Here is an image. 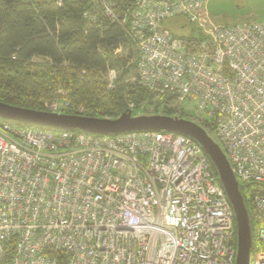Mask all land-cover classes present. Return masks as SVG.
I'll return each mask as SVG.
<instances>
[{
	"label": "built area",
	"instance_id": "1",
	"mask_svg": "<svg viewBox=\"0 0 264 264\" xmlns=\"http://www.w3.org/2000/svg\"><path fill=\"white\" fill-rule=\"evenodd\" d=\"M209 1L135 0L130 17L106 12L128 24L137 48L130 80L172 95V107L189 104L200 122L214 118L238 182L259 184L253 207L261 246L249 264H264V23L205 31L200 9L206 14ZM177 14L208 39L174 37L162 21ZM116 74L108 69L109 87ZM66 105L44 108L62 114ZM217 178L200 145L179 133L95 135L3 123L0 264H234V215Z\"/></svg>",
	"mask_w": 264,
	"mask_h": 264
},
{
	"label": "trees",
	"instance_id": "2",
	"mask_svg": "<svg viewBox=\"0 0 264 264\" xmlns=\"http://www.w3.org/2000/svg\"><path fill=\"white\" fill-rule=\"evenodd\" d=\"M134 3L135 0H0V102L46 111V102L61 100L67 103L62 114L109 119L130 110L129 103L134 106L131 113L152 106L149 115L196 121L211 137L214 118L203 124L188 113L189 104L172 107V95L152 92L130 80L137 48L127 35L128 24L112 20L106 9L120 18L130 17ZM162 26L174 37L195 44L208 39L182 14L164 19ZM195 44L191 48H197ZM108 69L117 72L112 87L107 82ZM3 123L53 132L64 130L0 118V125ZM239 190L249 216L252 255L261 246L253 196L262 191L255 182H239Z\"/></svg>",
	"mask_w": 264,
	"mask_h": 264
},
{
	"label": "water",
	"instance_id": "3",
	"mask_svg": "<svg viewBox=\"0 0 264 264\" xmlns=\"http://www.w3.org/2000/svg\"><path fill=\"white\" fill-rule=\"evenodd\" d=\"M0 118L17 123L31 124L52 129L81 130L95 135H111L130 131H167L185 135L196 141L211 161L224 193L231 205L236 224L237 252L234 264H249L251 229L249 216L239 190V182L220 146L198 123L167 115H138L131 111L119 117L94 118L81 115L58 114L38 111L0 102Z\"/></svg>",
	"mask_w": 264,
	"mask_h": 264
},
{
	"label": "rangeland",
	"instance_id": "4",
	"mask_svg": "<svg viewBox=\"0 0 264 264\" xmlns=\"http://www.w3.org/2000/svg\"><path fill=\"white\" fill-rule=\"evenodd\" d=\"M209 2L206 14L201 16L202 9H200L199 19L205 31H210L217 25L230 26L252 21L264 23V0H210ZM181 32L186 34L187 31L183 30ZM174 105V107L178 109V104L175 103ZM151 108L150 110L147 108L146 111L139 109L138 112L134 111L132 115H149L151 113ZM194 114V111H191V116H194ZM208 123L209 122H204L203 124ZM211 138L217 144L219 143L214 133L211 135Z\"/></svg>",
	"mask_w": 264,
	"mask_h": 264
},
{
	"label": "crops",
	"instance_id": "5",
	"mask_svg": "<svg viewBox=\"0 0 264 264\" xmlns=\"http://www.w3.org/2000/svg\"><path fill=\"white\" fill-rule=\"evenodd\" d=\"M210 3V2H209Z\"/></svg>",
	"mask_w": 264,
	"mask_h": 264
}]
</instances>
